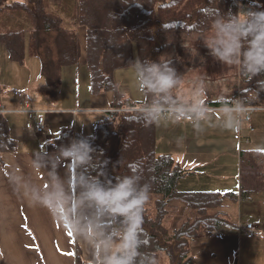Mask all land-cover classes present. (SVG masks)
<instances>
[{
  "label": "trees",
  "instance_id": "trees-1",
  "mask_svg": "<svg viewBox=\"0 0 264 264\" xmlns=\"http://www.w3.org/2000/svg\"><path fill=\"white\" fill-rule=\"evenodd\" d=\"M44 1L0 0V12H25L32 19V27L27 30L0 29V45L5 47L11 61L23 63L26 55L37 59L40 77L49 90L60 87L63 68L78 67L84 56L90 95L112 93V109H120L128 102L114 80L117 71L136 65L137 60L142 67H147L149 62H159L176 35L193 37L214 33L212 25L218 18V10L221 14L229 11L236 14L242 9H264V0H77L75 15L70 25L65 26L61 19L46 11ZM80 29L84 30V41L80 40ZM169 59L171 68L180 63L174 76L177 83L195 67L177 58ZM237 70V81L229 84L228 95L217 102L208 97L204 107L230 108L236 105L235 101L243 100L246 108L264 109V90H259L257 84V80H264V75L248 82L240 64ZM142 90L144 98L133 102L136 106L183 107L179 99L168 93ZM4 92L0 84V96ZM159 113L114 115L97 123L92 135L62 127L54 139L46 142L45 150L59 152V146L94 137L91 143L103 155L100 158L96 153L90 154L91 161L76 170L84 177L80 190L86 191L91 178L101 169L107 175L100 179H111L113 183L118 177L138 175L141 184L150 186V198L143 213V228L149 244L141 251L153 255L156 264H193V241L236 227V223L228 219L226 209L228 201L232 198L236 201V194L178 190L179 181L190 172L183 170L171 156L157 153L155 132ZM199 113L190 111L188 116ZM16 150L17 143L10 136L8 121L0 113V164L5 154ZM100 159H106L108 164L102 166L98 163ZM240 159V167L244 164L246 168L243 176L241 173V197L253 191H264V152H243ZM92 165H96L95 170ZM248 180L253 183L245 185ZM174 201L194 211L195 217L170 230L165 226V218L169 204Z\"/></svg>",
  "mask_w": 264,
  "mask_h": 264
},
{
  "label": "crops",
  "instance_id": "crops-1",
  "mask_svg": "<svg viewBox=\"0 0 264 264\" xmlns=\"http://www.w3.org/2000/svg\"><path fill=\"white\" fill-rule=\"evenodd\" d=\"M79 37L84 41V33ZM191 64L195 67L186 74L185 84L192 87L215 86L206 71L197 70L198 63ZM39 79L41 87L27 93L28 96H2L0 99L10 136L17 143V150L5 154L0 164V264H93V249L89 241L74 236L54 216L55 213H50L41 205L40 198L46 191H52L48 186L59 182L67 191L71 175V164L60 157V152L46 151L45 144L54 139L62 127L87 135L86 130H90V124H93L94 130L96 122L102 120L96 118L97 115L107 118L102 112L111 109L113 94H88L82 97L83 100L76 95L74 105L63 108L58 105V94L48 91L44 80L40 76ZM38 91L42 93L39 95ZM220 95L212 101L217 102L226 96ZM195 97L189 101L190 105H183L182 108L191 109L198 105L199 111L196 112L199 114L189 116L190 120H177V115L174 116L178 125L184 128L182 139L176 137L179 143L174 145L176 153L171 155L160 151L163 138L157 132L156 151L159 155L171 156L183 170L190 172L182 178L186 179L184 182H181L182 179L179 181V191L236 194V201L232 198L226 205V209L234 206L232 221L236 227L225 228L217 236L193 241V264H264V191H253L247 197L240 195V155L247 151L241 150L243 143H240L239 128L236 133L230 129L224 134L229 115L222 108L204 107L201 104L206 99L202 101L200 95ZM125 99L130 103L137 102ZM21 104L27 112L18 111ZM34 112H41L45 119V131L41 135L35 131ZM251 112L248 124L244 122L245 125L240 126H244L246 131L248 125L254 122L253 130L251 126L249 129L251 134L264 131V128L259 129L264 126V109ZM230 115L240 121L243 113L232 112ZM263 138L264 134L254 136V144ZM249 143L250 139L245 145ZM250 151L264 152L257 148ZM54 164L57 167L54 168ZM251 183L248 180L245 185ZM246 224L254 227V237L248 238L244 234ZM235 258H239V262Z\"/></svg>",
  "mask_w": 264,
  "mask_h": 264
},
{
  "label": "clouds",
  "instance_id": "clouds-1",
  "mask_svg": "<svg viewBox=\"0 0 264 264\" xmlns=\"http://www.w3.org/2000/svg\"><path fill=\"white\" fill-rule=\"evenodd\" d=\"M216 17L212 25L214 35L206 41L210 54L228 65L240 64L241 73L248 82L264 75V9H242L236 14L230 11L221 14L218 10ZM170 64L171 60L165 56H161L159 62H149L147 67H142L137 60L139 87L167 93L177 83L175 69L169 67ZM257 84L259 90H264V80H257ZM200 94L206 93L201 91ZM235 103V109H221L229 115L228 129H237L241 124L230 114L246 111L243 100ZM176 111L177 120H190L188 112L199 111V106ZM93 139L85 137L73 140L68 146L57 147L60 157L71 164L68 189L65 191L59 182L48 186L52 191H46L40 198L42 207L55 213L54 216L74 236L89 241L93 249V264H156L153 255L141 251L149 244L143 228L145 204L150 198L148 184H141L140 177L135 174L118 177L115 183L107 178L102 181L100 177L107 174L101 169L96 177L91 178L87 190H80L84 177L76 170L91 161L90 154L96 153L100 158L103 155L91 143ZM98 163L106 166L108 161L100 159ZM92 168L95 170L96 165Z\"/></svg>",
  "mask_w": 264,
  "mask_h": 264
},
{
  "label": "rangeland",
  "instance_id": "rangeland-1",
  "mask_svg": "<svg viewBox=\"0 0 264 264\" xmlns=\"http://www.w3.org/2000/svg\"><path fill=\"white\" fill-rule=\"evenodd\" d=\"M76 1L77 0H58V2H52L49 0L44 1V7L46 11L51 14L53 17L59 18L63 21L65 26L70 25V21L73 19L75 15V8H76ZM32 27V19L31 16L25 12H15V11H1L0 12V29H12V30H27ZM83 29L79 30V36L83 35ZM214 33H206L202 36L195 35L193 37H185V36H174L171 41V47H169L163 53V56L167 58H177L178 61L184 63H198L199 65L196 67L198 69H202V71H206L207 75L210 77V81L213 83L215 82V86H203V87H192L191 85H187L186 75L182 81L177 83V88L173 86L167 93L170 96H176L179 100L182 101L183 105L189 104V101H193L195 96L200 95L206 100L201 104L203 106L206 105V101L208 97L211 100L218 98L221 94L228 95V86L232 82H236L238 78V70L237 64L228 65L216 57L210 54L211 50L207 47L206 41L213 37ZM84 51V45H83ZM195 58L197 60H195ZM84 56L81 59L78 67L71 66L62 69V83L60 87L53 90L54 93L58 94V105L60 107H70L74 105L75 100L74 97L79 95L82 99L84 95H88L89 93V75L87 70L84 66ZM178 64V65H177ZM180 63H176L172 66L175 69V73L178 71V66ZM40 65L39 61L35 58H31L29 55H26L24 58L23 63H18L11 61L7 55L6 49L4 46L0 45V84L2 88L5 89V92L1 94V97H26L28 96L27 93L31 92L32 90H38V86L40 79ZM207 79V78H206ZM114 80L119 85V92L121 93L123 99L127 97L129 100L133 101H142L144 98L143 90L139 87V79L138 73L136 69V65H133L127 69L119 70L114 74ZM42 84V83H40ZM41 87V86H40ZM174 88V89H173ZM43 95L46 94L45 89L43 88ZM49 91V89H48ZM201 91L206 93L205 95H201ZM39 95L42 91L37 92ZM220 95V96H221ZM208 96V97H207ZM225 96V97H226ZM196 98V97H195ZM80 99V102H81ZM83 100V99H82ZM127 102L124 106H126ZM133 104V103H130ZM23 106V104H21ZM20 107L18 111L27 112ZM190 105V104H189ZM236 105L232 106L235 108ZM139 107V106H138ZM182 108V107H181ZM179 109V108H174ZM253 109V108H249ZM254 110V109H253ZM252 110V111H253ZM0 113L4 115L5 110L0 105ZM163 112H160L159 115H156V132L159 136L162 135L163 141L161 143L160 151L165 153H171L174 155L176 153L174 149V145H178V140L183 137L184 128L181 125H178V122L174 120V116L177 115V112L172 114L166 113L167 118H163ZM252 112H244L241 116V119H237L241 125L244 124L245 118L251 116ZM114 116V115H113ZM113 116L110 118L112 119ZM96 118L103 120V115H97ZM165 119V121H163ZM101 120V121H102ZM99 121V123L101 122ZM264 122V121H263ZM98 123V121L96 122ZM246 123V122H245ZM254 123V122H252ZM250 124L252 130L254 128L253 124ZM245 125V124H244ZM225 132L230 130L226 127L230 126L229 124L224 125ZM96 127V124H95ZM241 127V128H240ZM251 127L249 129H251ZM248 128V127H247ZM264 128H259L262 130ZM95 129V128H94ZM247 129V130H249ZM235 133H236V129ZM245 131L244 126H239V133H240V143H243L242 149L239 150L243 151H250L254 148L264 150V138L257 143L254 144L253 137L256 135L262 136L264 131L255 132L253 134L250 133L251 130ZM88 131L87 135H92L94 133L93 124H90V130ZM250 143L245 145V143ZM182 143V141H180ZM173 153V154H172ZM245 153V152H244ZM234 160V158H230V160ZM241 161V159H240ZM245 166H241V173L242 176L245 173ZM247 172V171H246ZM187 178V177H186ZM185 178L182 179L181 182H184ZM179 190V189H178ZM184 192L192 190H182ZM171 204V203H170ZM169 204V205H170ZM229 204V203H227ZM179 206H183L184 209H181ZM228 209V219H234V206L230 205ZM195 217V212L186 208L181 202L175 201V203L171 206H168V213L165 218V226L172 230L178 227L183 221L186 219H193ZM239 262V258H235ZM242 259L240 255V260Z\"/></svg>",
  "mask_w": 264,
  "mask_h": 264
},
{
  "label": "built area",
  "instance_id": "built-area-1",
  "mask_svg": "<svg viewBox=\"0 0 264 264\" xmlns=\"http://www.w3.org/2000/svg\"><path fill=\"white\" fill-rule=\"evenodd\" d=\"M24 106L21 105V108L23 109ZM236 107V106H235ZM155 107H151V108H142V107H138L134 104H130L128 103L126 106L120 108V109H108V110H104L102 113L105 114L107 116V119H110L113 115H123V114H133V113H142V112H156L155 111ZM160 111L159 112H163L164 114L162 115L163 118H165L167 116L166 113L172 114L174 112H177L176 109L174 108H159ZM235 109V108H234ZM253 109H249L246 108V111L244 112H250ZM244 112H238V113H244ZM35 117H34V126H35V131L37 134L41 135L42 133H44L45 131V119L43 114H41V112H34ZM245 122L246 124H248L249 122V117L247 116L245 118ZM248 128H250V126L248 125ZM244 234L246 235V237L248 238H252L255 236V229L251 224H246L245 225V232Z\"/></svg>",
  "mask_w": 264,
  "mask_h": 264
}]
</instances>
